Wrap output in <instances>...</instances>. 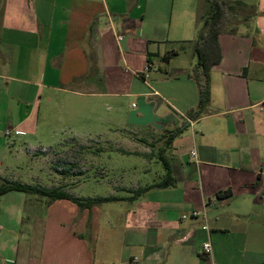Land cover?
<instances>
[{
  "label": "crops",
  "instance_id": "1",
  "mask_svg": "<svg viewBox=\"0 0 264 264\" xmlns=\"http://www.w3.org/2000/svg\"><path fill=\"white\" fill-rule=\"evenodd\" d=\"M222 2L210 101L191 119L203 16L193 0H0V165L8 136L36 159L77 144L96 148L92 165L111 150L160 162L151 183L112 182L117 200L47 202L52 217L26 230L5 207L14 193L2 194L0 264H264V0Z\"/></svg>",
  "mask_w": 264,
  "mask_h": 264
},
{
  "label": "rangeland",
  "instance_id": "2",
  "mask_svg": "<svg viewBox=\"0 0 264 264\" xmlns=\"http://www.w3.org/2000/svg\"><path fill=\"white\" fill-rule=\"evenodd\" d=\"M193 3L198 16L206 12L205 0H193ZM180 50L184 51L186 48L182 47ZM49 122H52V119ZM8 142L12 144L9 146L10 150L6 154L4 163L0 165V184L3 180L17 181L26 184H39L45 188L60 187L76 197H102L108 196L110 192H114L117 196L123 195V191L111 187L112 182L121 178L128 180L136 178L141 184L151 183L160 178L158 174L160 162L149 161L133 153L122 154L112 150L106 151L102 153V156L96 158V163L94 162L92 165L91 154L96 150L93 146H87L86 149L73 144L59 150L46 148L42 154H38L39 159H36V155L32 152L25 151L26 145L21 143L22 141L18 137L9 138L8 136ZM46 142V147L53 146L52 142L48 140ZM119 146L130 150H144L145 148L142 143L127 141ZM147 148L150 150L151 147ZM85 166L88 167L87 175H84V172L79 173ZM99 166L103 167L104 176L96 181L94 176L98 174ZM67 171H74V173L64 175ZM8 192L2 196V202L10 195ZM9 193H14L16 199L6 201V210L10 213L16 208L20 209L19 219L20 221L24 220L23 228L25 230L30 224H35L36 219L44 220L47 217H52V210L46 204L51 201L49 198L45 197V199L43 198L45 202L37 203L34 200L36 195L22 191H10ZM55 217H57L56 214ZM20 236L23 239L27 238L25 233Z\"/></svg>",
  "mask_w": 264,
  "mask_h": 264
},
{
  "label": "trees",
  "instance_id": "3",
  "mask_svg": "<svg viewBox=\"0 0 264 264\" xmlns=\"http://www.w3.org/2000/svg\"><path fill=\"white\" fill-rule=\"evenodd\" d=\"M211 10L207 15L202 16L201 26L198 29L197 39L194 45V51L197 56V65L194 67L193 79L195 80L198 88V102L193 111H189L187 116L189 118L198 117L208 105L210 101V80L209 69L213 64L219 62L221 54L219 52L216 35L223 30L224 22L226 21V8L222 0H209ZM181 49V47L179 48ZM174 53L177 50L173 51ZM171 52V53H173ZM187 127L184 122L170 133V139L183 132ZM163 165L166 169V175H169V165L163 160ZM165 183L159 182L140 187L135 190L134 197L142 192L153 188L162 186ZM17 190L27 194L39 195L48 197L50 200L67 199L77 204L80 208H91L94 205L102 202L117 200L114 196L105 197H76L62 190L60 187L45 188L39 184H26L17 181L3 180L0 184V196L8 191ZM229 192H223L228 194ZM221 195V193H219Z\"/></svg>",
  "mask_w": 264,
  "mask_h": 264
},
{
  "label": "built area",
  "instance_id": "4",
  "mask_svg": "<svg viewBox=\"0 0 264 264\" xmlns=\"http://www.w3.org/2000/svg\"><path fill=\"white\" fill-rule=\"evenodd\" d=\"M118 39H121V36H118ZM5 134L6 135H8L9 134V130H6L5 131ZM191 154L192 155H195V151L194 150H192L191 151ZM198 214V212L197 211H192L191 213H190V215L191 216H196ZM188 215H183V217H187ZM205 229H207V227L206 226H203ZM202 250L204 251V252H210V250H211V246H210V243L209 242H204L203 244H202Z\"/></svg>",
  "mask_w": 264,
  "mask_h": 264
}]
</instances>
